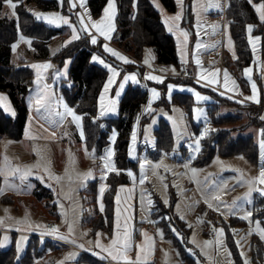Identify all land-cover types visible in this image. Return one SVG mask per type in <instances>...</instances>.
<instances>
[{
	"label": "rangeland",
	"instance_id": "1",
	"mask_svg": "<svg viewBox=\"0 0 264 264\" xmlns=\"http://www.w3.org/2000/svg\"><path fill=\"white\" fill-rule=\"evenodd\" d=\"M157 1L163 4L160 0ZM176 5L178 9L180 4L177 3V0ZM163 6L166 8L164 4ZM29 8L34 14L66 16L60 10L43 11L36 7L34 2L30 4ZM166 10L168 11L167 8ZM76 14L78 17V11ZM3 15L18 16L16 10L15 15H13V9L8 3H5L3 7ZM171 20L170 28L172 32L176 33L178 27L181 28V26L173 17ZM43 21L49 24L45 20ZM184 21L181 25L190 32V29L183 25ZM72 22L80 36L83 37L84 33L88 36L87 32L81 30L79 17L78 23L73 20ZM49 25L61 30L60 34L51 42V51L56 53L65 47L68 38L71 37L72 29L64 24L59 27L55 24ZM179 37H175L177 43L180 41ZM192 46L193 44L189 49ZM34 51L32 39L20 33L18 41L13 46L14 60L30 58ZM94 54L95 56L100 55L99 53ZM143 64L147 71L159 68L163 74L180 75L179 68L176 66L172 65L169 68L167 65L157 64L156 53L152 47L145 48ZM117 68L124 73L122 68ZM127 71H137L141 76L139 68ZM169 83H173V81L167 82V85ZM140 85L145 88L142 80ZM176 106L171 107L173 110L171 113L167 108L154 106L149 121L142 127L143 129L141 128L143 141L147 143L150 149L143 147L144 149L141 150V147L139 148L137 145V148H133L131 152L135 159H130L139 161V170L137 173L129 171L133 182L119 196L117 210L119 209L120 213V228L117 229L115 225V231L111 238L104 233H102L103 236L92 237L90 228L84 225L82 195L88 184L84 182V175L86 176L89 170L84 165L82 166L83 162L73 165L74 151H76L77 158L80 156L86 161H90V159L86 154H82L84 157H81L82 152L80 153V151L84 150L79 145L73 148L68 143L70 140L69 132L65 133L63 129H59L57 140L33 141L32 148L36 158H33L31 153H27L31 150L26 141L17 142L8 137L0 141V177L2 179L0 190H3V193L0 194L1 248L8 249L14 244L18 259H20L27 252L31 236L42 234L52 236L53 238L50 239H54V242L46 245L45 239L47 237L43 236L39 244L40 248L46 246L48 248L43 255H35L33 264H90L87 261L79 262L83 254L98 259L102 257L101 260H111L109 261L111 264H125L132 259L137 260L138 256L139 261H145L143 262L145 264H150L148 262L153 258L156 260V264H229L226 231L222 223L224 220L230 221L232 217H239L247 222V226L235 227L233 231L245 260L250 264L252 238L254 235L261 238L256 223L259 222L260 228L264 229V222L260 218H255L253 209L255 195L261 193L256 190L250 193L248 182L256 180L260 170L264 168V149L261 148V142L264 141V131L262 128L254 126H243L248 122L247 112L241 113L235 107L236 113H232L233 106L224 105V107L229 106V108H222V115L235 113L241 116V122L234 125L237 126L234 134L254 137L260 149V162L259 164L253 163L244 155L226 157L218 152L210 163L198 165L194 163V160L199 156L202 149V138L213 129L209 110L207 107L196 106L191 117L184 107ZM165 119L170 121V126L174 129V147L170 153L163 152L155 155L153 152L157 149L153 146L156 147L157 143L156 129L159 128L160 122ZM193 122L198 125L202 124L199 134L194 131ZM74 138L76 141V135ZM71 140H73V135ZM197 144L199 150H197ZM50 151H53L52 155H50ZM56 151L62 157L66 155L69 162L65 165L53 164L54 161L58 162V159L59 161L63 160L56 156ZM5 157L8 161L7 164ZM92 161L94 159H91ZM156 165L160 166L156 167ZM15 168H19L21 172L30 170L32 174L22 180L21 173L11 171ZM194 171L195 175L193 174ZM50 176L60 179L57 181ZM142 178L144 179L143 184L140 183ZM263 186L258 182L251 185L254 189ZM37 188H42L43 194L47 193L42 197L36 196L35 189ZM217 195L220 199H213ZM155 196H158L160 201L171 210L175 219L179 218L190 230L188 240L192 247L188 250L189 254L195 258V263L183 260L172 240L167 239L163 229L157 225V220L153 217L157 204ZM174 198H176L175 202ZM135 203L137 204V214ZM102 206L104 207L103 203ZM248 213L251 215L244 219L243 217ZM91 214H94L92 209ZM167 217L170 218L169 215ZM49 223H52V226H49ZM69 226H71V231ZM53 228L58 229V233L49 234ZM172 228L175 234L184 240L183 233L181 234L173 223ZM219 229H223L222 236H218L217 231H215ZM125 231L129 237L126 242L130 245L126 251L127 261L113 260L103 249L111 248L110 242L115 238L117 232H119L121 243H125ZM145 233L151 238L150 244L145 241ZM97 240L101 247L96 246ZM117 247L121 248L120 245ZM215 252H217V258ZM69 257L71 258L69 259Z\"/></svg>",
	"mask_w": 264,
	"mask_h": 264
},
{
	"label": "trees",
	"instance_id": "2",
	"mask_svg": "<svg viewBox=\"0 0 264 264\" xmlns=\"http://www.w3.org/2000/svg\"><path fill=\"white\" fill-rule=\"evenodd\" d=\"M116 1L118 4V15L115 38L119 46L125 51L131 52L138 61H143L145 48L152 47L155 50L158 64L180 66L176 40L168 31L161 13L154 6L153 0ZM160 1L166 6L168 11L176 12V0ZM12 2L17 4L15 8L17 17L3 15V7L6 0H0V92L6 93L10 97L16 109V114L15 116H10L0 108V137L4 136L20 140L24 136L28 119L29 109L26 96L34 86V68L31 65L13 63V46L18 41L20 33H23L32 39V45L35 49L30 60L52 59L53 65L47 77L48 83H52L56 72H59L70 61L68 77L61 79L57 89L67 103L77 113L82 115L87 149L94 155L101 156L110 145V136L113 130L116 129L118 131L114 160L119 174H117V171H111L105 182H100L99 179L89 181L82 195L84 225L90 228V235L96 238L104 233L111 238L115 231L117 219V196H121V189H126V186H130L133 182L129 171L137 173L139 170V161L131 160L129 157V147L134 123L138 115L142 113L144 106L148 103V90L141 85H130L121 100L119 116L115 118L98 117V100L109 72L106 68L93 63L92 56L94 53H99L108 60H115V58L105 53L101 41L92 44L88 36L82 37L80 40L64 47L56 56L53 55L51 42L60 34L61 30L50 26L41 19H37L29 6L34 2L35 6L43 11L60 10L78 23L77 14L71 9L70 0H64L62 5L59 0H12ZM107 2L108 0H89V6L94 17H99L102 14ZM253 2L255 4H264V0H253ZM226 18L237 51V59L230 65L232 66V71L236 73L241 83L245 85L246 80L241 76V73L253 61V52L248 38L247 27L250 24L253 25L254 33L264 37V23L260 22L258 13L249 4L248 0H227ZM183 25L190 29L193 36L191 10L187 11ZM262 52L264 57V41ZM137 68H139L141 74L144 73L145 68L143 66L140 67L133 64H125L122 69L125 72L127 70H136ZM169 81L193 85L203 92L212 94L218 100V102L208 105L209 118L213 129L207 136L202 138V149L199 156L194 160L195 164L204 165L210 163L218 152L226 157L244 155L253 163L259 164L260 149L254 137L234 134L237 130V126L234 125L241 122V116L236 114L222 115L221 109L224 105L237 106L241 113L247 112L248 122L243 126H254L264 130L262 110L258 109L254 104L237 105L235 102L221 97L209 89L198 86L193 79L170 77L167 82ZM167 82L164 85L157 86L165 90ZM174 105L184 107L188 111V115L192 117L196 102L190 94L176 93L172 101H169L164 94L163 98L154 106L171 110ZM151 111L142 115L141 127L145 126L149 121L152 114ZM200 126L202 124L198 125L193 122V129L197 134H199ZM156 136L157 151L153 153L155 155L163 152L170 153L174 147V133L166 120L160 122L159 128L156 129ZM1 182L2 179L0 177V185ZM101 183L105 188L101 199L104 204L103 211H101L102 203L100 204ZM41 189H35L36 196L40 195L42 197L47 193L44 191L45 193L43 194ZM155 198L157 204L153 217L157 220V225L163 229L165 237L172 240L181 258L187 262L195 263V258L189 254L188 250L192 247L188 240L190 230L186 228V224L179 218L175 219L173 217L171 210L160 201L158 196H155ZM175 201L176 198H174ZM135 208L137 214V204ZM91 209L94 210V214H91ZM253 209L255 218H260L264 222V197L258 193L255 195ZM172 223L181 234L183 233L184 240L175 234ZM222 224L226 231V241L235 264H245L246 260L236 240L233 228L246 227L247 222L239 217H232L230 221L224 220ZM1 236L2 233H0V245ZM43 236L47 237L45 239L46 245L54 242V239H50L53 238L50 235H32L27 252L20 259H18L14 244L8 249H2L0 246V264H33L35 255H43L48 248V246L40 248L39 244ZM251 251L254 261H264V240L257 235L252 238ZM82 261H87L90 264H109L111 260H100L83 254L79 262Z\"/></svg>",
	"mask_w": 264,
	"mask_h": 264
},
{
	"label": "crops",
	"instance_id": "3",
	"mask_svg": "<svg viewBox=\"0 0 264 264\" xmlns=\"http://www.w3.org/2000/svg\"><path fill=\"white\" fill-rule=\"evenodd\" d=\"M60 1V0H59ZM73 2V0H70V5ZM76 2V7L71 9L73 11H78V17L80 15H83L85 12L87 15L84 16L85 23L88 22V17H91V20L93 22H99L103 18L104 14V7L102 14L99 17H94L92 16V13L90 11L89 7V0H85V6L84 8H81L79 6L78 0H75ZM209 2L210 0H186L184 2L183 0V5H182V10H181V5H178V9L176 10L175 13H170L166 10V8L163 6V4L159 3L157 0H153L154 6L156 7V4H159V8L157 10L161 13L162 18L165 21L167 20L168 23H165L168 31L169 28L171 27L170 25L172 20L171 18L180 15L181 19L178 22V25L181 26L178 27V31L176 33L169 31L174 38L179 37L180 33V41L177 44V50H178V57L180 61V66H176L179 68L180 75L177 74H163L159 68H154L151 69V71H147L146 68L144 69V73L141 74V76L138 74L137 71H126L122 73V70L117 68V66L112 65V63L105 58L103 55H98L96 57L102 59L105 63L110 65L112 68L116 69L119 73V75L115 78L114 82L110 85L108 92L104 93V87L106 83L108 82L109 78L111 77V72L108 70V78L104 84V87L102 89V92L99 96L98 100V117L100 118H115L118 117L120 114V103L125 95L128 87L130 85H140L141 80L144 83L145 88L148 90L149 98H148V103L144 106L142 113H140L134 123L132 134H131V140H130V147H129V157L131 159H135L133 155H131V152L133 148H145V149H150L147 145L146 142L143 141V132L141 130V119L142 115L147 113L148 111L152 110L154 105L158 101L163 98L164 93L165 97L169 100L172 101L174 94L176 93H185V94H190L194 97V100L196 102V106L200 107H207L210 104H213L215 102H218V100L215 99V97L212 94H208L207 92H203L199 88L189 85V84H184V83H179V82H173L169 83L166 85L167 88L165 90L159 88L157 85H164V82L166 79L173 77V78H186L183 75V67L186 66L191 69L192 71V76L193 81L195 84H197L200 87L209 89L213 91L215 94L227 98L232 102H235L237 105H249V104H254L257 106L258 109L262 110V119H264V57H263V52H262V46H263V41L264 37L259 34L254 33V26H253V31L251 34L248 33V38L255 39L259 38L256 46H255V51L253 50V46L251 45L252 52H253V61L251 62L250 65L246 66L242 73L241 76L246 80L245 85L241 83L239 78L237 77L236 73L232 71V66L230 63L234 62V60L237 59V51L235 47V42L232 37L231 31H230V26L226 18V9H227V0H211V3L219 5V7H209ZM116 4V9H117V14L114 18V31L111 32V39L106 41L102 36H100L98 33H96L95 29L91 28V25L89 24V29L91 31V34L97 37V43L98 41L102 42V47L103 45L107 44L108 47L111 49L115 50L116 52L120 53L122 56L126 57L128 60L132 61V63H124L121 60H118L116 57L112 56L110 53L106 52V54L112 56L115 58V61L122 64L124 67L125 64H133L137 66H143V61H138L134 55L131 52H127L124 49H122L116 38H115V33L117 31V15H118V4L117 1L115 0ZM80 7V8H79ZM191 10L192 12V17H193V29H194V34L192 36V33L189 32L185 27L181 25L182 21L185 20L186 13L187 11ZM66 18L69 19L70 23L74 26L75 24L72 22V19L69 15L65 16ZM80 20V19H79ZM213 25L217 26L215 29H213ZM251 25V24H250ZM182 32H187V40H185V37L181 34ZM88 34V33H87ZM72 36V34H71ZM80 36V34H79ZM88 37L91 39V37L88 34ZM82 36H80L79 39L77 40H72L71 43H67V46L72 44L73 42H76L80 40ZM71 37L68 38L67 41H69ZM176 40V38H175ZM201 44L202 46L197 49L196 45ZM193 44L192 48L191 45ZM66 47V46H65ZM60 52V51H59ZM59 52L53 53L54 56H56ZM184 53L183 55V61H182V55L181 53ZM95 56V54L93 55ZM92 56V62L95 64H98L99 66L104 67L102 64H100L98 61H94ZM30 58H23L21 60H14L13 57V63L17 65H34V64H45V63H50L51 67L44 70L41 69V84L40 87L37 86L36 84V69H34L35 76H34V86L31 89V91L28 93L26 96V102L28 105L29 109V114H28V119L26 123V127L24 130V136L20 140H16L17 142H22L26 141L27 146H30L31 151H27V153H31L33 158H36V154L33 152L32 148V142L33 141H40L44 139L48 140H57L59 138V129H63V131L69 132V139L68 143L73 146V148L76 145H79L84 151H80L81 157H84L82 154H86V156L89 157L90 161H86L85 158L81 159L80 156L77 158L76 151L75 152V158H74V163L73 165L77 164L78 162H83L82 166L84 165L87 167L89 172L92 173V175L89 177L88 175H84V182L89 183V181H92L94 179H99L100 182H105L107 179L109 173L111 171H107L104 168V163L105 160L107 159V154L109 151L113 152V156L111 157L112 162L114 164V167L116 169V164L114 160V153H115V143L117 140L118 136V131L116 129L113 130L111 136H110V145L108 148L104 151V153L101 156H96L91 151H89L86 147L85 143V129H84V121L82 115L77 113L65 100V98L59 93L57 86L60 84L61 79L67 78L68 73H69V66H70V61H68L59 72H56L54 76V80L52 83L47 82V77L52 69V59H43V60H30ZM199 60L200 63L199 65L196 63V61ZM158 64V63H157ZM160 65V64H159ZM172 66V65H167ZM174 66V65H173ZM105 68V67H104ZM251 68L252 72L250 74L246 73V69ZM159 69V71H157ZM225 71L228 73V82L227 86H225V76L224 73ZM131 75H136V80L138 82H133L132 80H128L125 82L124 77L125 76H131ZM152 75L159 77L162 82H158L156 80H150V79H145L146 76ZM249 75L251 76V80H249ZM143 77V78H142ZM142 78V79H141ZM212 81H215L214 83ZM235 81V84L232 82ZM255 83L256 85V96L258 99L257 102H253L252 100L245 99V97H250L253 95V89H252V84ZM121 84H123V88H121ZM117 85V86H116ZM46 86V87H45ZM116 86V87H115ZM143 87V86H142ZM144 88V87H143ZM171 88V91H170ZM155 90L158 93V96L153 98L152 96V91ZM40 93V95L48 96L50 98V102L52 104V115L48 116L47 113H43L45 116H47V119L43 118H38L37 113L35 111L36 105L34 104V98L37 96V93ZM105 95V100H104V109H103V115H101V101L100 97L101 95ZM197 94H199L201 97L204 99L197 100ZM0 96L6 97L5 102H0V108L8 115L13 116L12 112L14 111L16 114V109L14 105L12 104V101L10 97L3 92H0ZM63 101V104H66L69 108H71L77 115L82 117V120L80 121L81 128H77L76 123L72 121V118L70 116H66L64 121L61 123L60 122V117L55 115L56 112H64V109L62 105L60 104V101ZM111 101H115V105L111 104ZM7 105V107H6ZM176 106V105H174ZM179 106V105H178ZM195 106V107H196ZM115 108L114 111H112V108ZM177 107V106H176ZM180 107V106H179ZM237 106H233L234 109H232V113H236V108ZM11 109V111L9 110ZM222 108H229V106H222ZM231 109V107H230ZM223 110V109H222ZM235 110V111H234ZM43 112V110H42ZM169 112H173L172 108L169 110ZM234 113V114H235ZM234 114H227V115H234ZM158 115V114H157ZM171 115V114H170ZM166 120V119H165ZM170 124V121H167ZM81 130L83 131V138L81 137ZM173 133L174 129L172 127ZM75 131V133H73ZM264 131V130H263ZM55 133L53 136L52 133ZM175 134V133H174ZM73 135V140H71V136ZM75 135H76V141H75ZM115 135V141H113L112 137ZM133 135H135V141H133ZM245 135V134H243ZM4 138L7 137H0V141H2ZM143 148V149H144ZM153 148H156L155 145ZM140 150V149H139ZM52 155L53 151H50ZM56 156L60 159H63L62 161L58 162H53V164H59V165H65L69 161L67 159V156L64 155V157L60 156L59 152L56 151ZM91 159H94V161L91 162ZM94 162V163H93ZM86 171V170H85ZM88 172V173H89ZM102 187V183H101ZM128 188V186H126ZM261 188H264L261 187ZM125 190V189H124ZM123 192V191H122ZM261 193V192H259ZM123 194V193H122ZM261 196L264 197V194H260ZM101 199L102 196L100 194V204H101ZM27 234V233H26ZM226 235V233H225ZM101 236V235H99ZM144 243V241H142ZM227 242V241H226ZM111 243V242H110ZM229 250V264H235V260L232 256L231 250L228 247ZM201 252V251H200ZM199 252V253H200ZM201 254V253H200ZM202 256V255H201ZM216 258L218 257L217 252H215ZM99 257V256H98ZM102 257H100V260ZM184 260V259H183ZM156 260H149L148 263H155ZM145 261H138V264H145L143 263ZM127 263L129 264H137V260L132 259V261H128ZM250 264H264V261H254L252 259V253L250 257Z\"/></svg>",
	"mask_w": 264,
	"mask_h": 264
},
{
	"label": "snow or ice",
	"instance_id": "4",
	"mask_svg": "<svg viewBox=\"0 0 264 264\" xmlns=\"http://www.w3.org/2000/svg\"><path fill=\"white\" fill-rule=\"evenodd\" d=\"M78 2H79V6L81 8H84L85 0H78ZM154 2H155V0H154ZM248 2H249V4H251L254 7L255 11L258 13V18H259L260 22L264 23V4H255L253 2V0H248ZM6 3H8L9 6L13 9V15H15V8L17 7V4L13 3L12 0H6ZM60 3L62 5L64 3V0H60ZM177 3L181 5V10H182L183 0H177ZM76 6H77L76 2H75V0H73V2L71 3V7L75 8ZM156 7L159 8L160 7L159 4H156ZM209 7H219V5L211 3V0H210ZM116 14H117V9H116L115 0H108L107 6L104 9L103 18L99 22H93L91 20V17L89 16L88 22L85 23L84 16L87 15L86 12L83 15L79 16L81 30L84 32H87L89 34V36L91 37V43L92 44H96L97 43V37L91 34V31L89 29V24H90L91 28L95 29L96 33H98L100 36H102L104 38V40L108 41L111 39V35H110L111 32L114 31V18L116 16ZM35 15H36L37 19H43L46 22H48L49 24H55L57 27H59L61 24H64V25H68L72 29L71 39L66 42L65 46H67V43H71L72 40H77L80 38V36L77 32V29L70 23L68 18H66L60 14L44 15L42 13H35ZM173 19L175 21H179L181 19V16L178 14V15L174 16ZM165 23H168V21L166 20ZM212 27H213V29H215L217 26L213 25ZM171 30L172 29L169 28V31H171ZM247 31L249 34H251L253 31V26L249 25L247 27ZM181 34L185 37V40H187L188 33L182 32ZM21 39H23V38H21ZM258 40H259V38L253 39L250 36L249 42L252 44L254 51H255V46H256ZM29 43H30V41H29ZM201 46L202 45L199 43L196 45L197 49H199ZM103 47H104V50L106 52L110 53L112 56L116 57L118 60H121L124 63H132V61L128 60L126 57L122 56L120 53H118L115 50L108 47L107 44L103 45ZM181 55H182V61H183L184 53L182 52ZM93 60L98 61L105 68H107L112 74L111 77L109 78L108 82L106 83L105 87H104V93H107L110 85L114 82L115 78L119 75V73L116 69L112 68L110 65L105 63L102 59H100L96 56H93ZM145 63H148V61H145ZM196 63L199 65L200 61L197 60ZM32 67L34 69H36V77H37L36 78V84L38 87H40L41 79H42L40 70L41 69L46 70V69L50 68L51 64L50 63L34 64V65H32ZM245 71H246V73L250 74L252 72V69L248 68ZM224 76H225V86H227V82H228L229 77H228V73L226 71L224 73ZM248 78H249V80H251L250 75ZM129 79L132 80L133 82H138L136 80V75L124 77L125 82L128 81ZM145 79L156 80L158 82H162V80H160L159 77L152 76V75L146 76ZM212 82L214 83L215 81H212ZM232 83L235 84V81H233ZM121 88H123V84H121ZM252 89H253V95L250 97H245V99H249V100H252L253 102L258 103L259 101H258L257 96H256V85H255V83L252 84ZM170 91H171V88H170ZM152 96H153V98H155L158 96V93L155 90H153ZM6 99H7L6 97L0 96V102H5ZM200 99H204V98L201 97L199 94H197V100H200ZM104 100H105V95L102 94L100 97L101 109H102L101 115H103V109L105 107L104 106ZM34 104L36 105L35 111L37 113L38 118L47 119L48 117L45 116L43 113H47L48 116L52 115V111H51L52 104H51L50 98L48 96H46V95L42 96L38 92L37 96L34 98ZM60 104L62 105L64 112L63 113H61V112L55 113V115L60 117V122L62 123L64 121V119L66 118V116H70L72 118V121L76 123L77 128H81L80 121L82 120V117L77 115L66 104H63L62 100L60 101ZM111 104L115 105V101H111ZM6 107H7V105H6ZM9 110L11 111L10 108H9ZM42 110H43V112H42ZM111 110L114 111L115 108L113 107ZM12 115L15 116L14 111L12 112ZM52 135L54 136L55 133L53 132ZM81 137L83 138V131L82 130H81ZM112 139H113V141H115V135H113ZM133 141H135V135H133ZM261 148L264 149V141L261 142ZM197 150H199L198 144H197ZM112 156H113V152L109 151L107 154V159L105 160V163H104V168L107 171H117V174H119L118 170L115 169L114 164L112 162V159H111ZM5 163L6 164L8 163L6 157H5ZM159 166L160 165H156V167H159ZM141 168H143V165H141ZM11 171L13 173H21V179L22 180L25 179L28 175L32 174L30 170L27 172H21V170L19 168L11 169ZM193 174L195 175V171L193 172ZM87 175L90 177L92 175V173L89 172ZM129 175H131V173H129ZM50 178H54L57 181H59V179H60L59 177H51V176H50ZM257 182L260 185H264V168H262L260 170L259 175L256 178V180L248 182L250 185V193H251V191L256 190V191H260L261 194H264V188H255L254 189L253 187H251V185H253ZM140 183L141 184L144 183L143 178L140 180ZM104 191H105V188L102 186L100 188L101 196L103 195ZM121 191H123V189H121ZM2 193H3V190H0V194H2ZM213 199L219 200L220 197L217 195V196H214ZM117 202H119V196H117ZM149 203H151V202L149 201ZM209 206L211 207V205H209ZM101 211H103L102 205H101ZM119 215H120V213H119V209H118L117 210V224H116L117 229L120 228ZM250 215H251V213H248L243 218L247 219ZM0 223H2V221H0ZM256 227L259 230V234L261 235V238L264 239V229L260 228L259 222L256 223ZM69 230L71 231V226H69ZM58 231H59L58 229L53 228V229H51V232L49 234H55V233H58ZM215 231H217L218 236L223 235V229H219V230H215ZM97 235H99V234H97ZM144 235H145L146 243L150 244L151 238L148 237L146 233ZM60 238L63 239V237H60ZM128 238H129L128 233H127V231H125V236H124L125 243L122 244L119 232H117L115 238H113L111 241V248H104L103 251L107 252L108 255L111 256V258L113 260H116V261L125 260V261H127L126 251H127V248L130 247V245L126 242L128 240ZM5 239H7V238H5ZM117 245H120L121 248H123V251H121V248H118ZM0 246H2V245H0ZM96 246L101 247L98 240L96 242ZM205 246L207 247V244ZM70 258L71 257H69V259ZM138 261H139V256L137 257V264H138ZM245 264H248V262L245 261Z\"/></svg>",
	"mask_w": 264,
	"mask_h": 264
},
{
	"label": "built area",
	"instance_id": "5",
	"mask_svg": "<svg viewBox=\"0 0 264 264\" xmlns=\"http://www.w3.org/2000/svg\"><path fill=\"white\" fill-rule=\"evenodd\" d=\"M157 71H159V69H157ZM183 71H184V72H183L184 77H186V78H188V79L193 78V76H192V71H191L190 68L184 66V67H183ZM48 225H49V226H52V223H49Z\"/></svg>",
	"mask_w": 264,
	"mask_h": 264
},
{
	"label": "water",
	"instance_id": "6",
	"mask_svg": "<svg viewBox=\"0 0 264 264\" xmlns=\"http://www.w3.org/2000/svg\"><path fill=\"white\" fill-rule=\"evenodd\" d=\"M82 32H84V31H82ZM86 36H87V35L84 33V34H83V37H86ZM109 61H110L112 64L116 65L117 67H120V68H121V67L123 66L122 64L116 62L115 60L109 59Z\"/></svg>",
	"mask_w": 264,
	"mask_h": 264
}]
</instances>
